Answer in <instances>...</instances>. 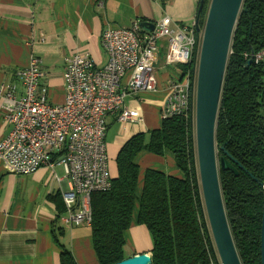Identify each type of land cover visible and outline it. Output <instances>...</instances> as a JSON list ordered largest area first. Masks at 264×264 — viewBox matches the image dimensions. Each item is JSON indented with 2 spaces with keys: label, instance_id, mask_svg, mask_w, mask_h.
<instances>
[{
  "label": "trees",
  "instance_id": "1",
  "mask_svg": "<svg viewBox=\"0 0 264 264\" xmlns=\"http://www.w3.org/2000/svg\"><path fill=\"white\" fill-rule=\"evenodd\" d=\"M208 2L203 0L199 27L204 24ZM162 40L166 45V39H160L159 48ZM263 48L264 0H243L230 41L215 126L217 155H224L238 171L234 175L219 170L218 179L241 264H260V183L264 180V61L247 64L243 53ZM193 63L194 58L189 65L174 68L191 71ZM192 129L189 110L188 115L161 119L160 127L148 137L138 133L122 144L110 188L90 196L88 226L98 264L130 257L125 250V232L135 208V222L144 225L151 238L150 264L217 262L199 189ZM141 150L157 155L171 151L183 176L148 168L137 192L139 167L134 160ZM58 244L62 249L59 263L76 264L70 251Z\"/></svg>",
  "mask_w": 264,
  "mask_h": 264
},
{
  "label": "crops",
  "instance_id": "2",
  "mask_svg": "<svg viewBox=\"0 0 264 264\" xmlns=\"http://www.w3.org/2000/svg\"><path fill=\"white\" fill-rule=\"evenodd\" d=\"M199 0H0V87L15 88L22 93L17 72L31 54L41 60L40 81L48 87L50 103H62L66 90L62 79L64 58L86 52L96 66L107 61L100 44L105 27L129 25L135 20L154 23L164 16L172 25L190 23L196 18ZM162 44V45H161ZM155 62L156 89L127 94L123 105L137 110L140 119L123 121L117 113L106 116L105 145L111 177L117 174L116 156L131 136L150 131L161 124L160 110L168 94L169 69L164 64V40ZM163 46V47H162ZM127 71L121 86L129 77ZM4 101L0 95V141L11 130L3 121ZM139 167L137 192L146 169L182 177L174 155L141 150L135 157ZM68 187L60 164L41 166L29 175L7 172L0 160V264H60V243L76 264H98L87 225L67 227L61 192ZM125 232V250L131 254L150 253L151 239L146 227L135 222Z\"/></svg>",
  "mask_w": 264,
  "mask_h": 264
},
{
  "label": "built area",
  "instance_id": "3",
  "mask_svg": "<svg viewBox=\"0 0 264 264\" xmlns=\"http://www.w3.org/2000/svg\"><path fill=\"white\" fill-rule=\"evenodd\" d=\"M140 20L129 25L105 27L100 44L107 55L102 66H96L88 53H74L64 58L62 79L65 98L62 103L48 100V87L40 81L41 58L31 54L26 66L16 74L22 93L5 84L0 95L5 103L2 119L11 125L0 141V160L5 170L15 175H29L41 166L62 165L67 189L61 192L67 227L89 225L90 196L111 186L109 158L105 145L106 116L117 113L123 121L140 119L137 110L124 107L127 94L155 90L154 76L158 41L166 39L164 64L169 69L168 94L161 106V119L185 114L192 119L195 96L197 54L201 32L190 23L172 25L168 16L153 23L143 33ZM143 30V31H142ZM246 59L264 61V48L243 53ZM192 70L175 69L189 65ZM129 71L124 86L121 81ZM214 264H221L217 258Z\"/></svg>",
  "mask_w": 264,
  "mask_h": 264
},
{
  "label": "water",
  "instance_id": "4",
  "mask_svg": "<svg viewBox=\"0 0 264 264\" xmlns=\"http://www.w3.org/2000/svg\"><path fill=\"white\" fill-rule=\"evenodd\" d=\"M243 0H209L204 24L198 25V16L203 0L199 1L195 28L201 32L198 52L195 86L194 145L197 157V170L201 199L205 217L221 264H241L231 237L223 205L218 172L237 169L224 155H217L215 144V126L226 60L237 15ZM140 26L146 31L153 29V23L141 21ZM252 58L247 60L250 64ZM262 212L260 220V264H264V180ZM151 253H136L114 264H150Z\"/></svg>",
  "mask_w": 264,
  "mask_h": 264
},
{
  "label": "rangeland",
  "instance_id": "5",
  "mask_svg": "<svg viewBox=\"0 0 264 264\" xmlns=\"http://www.w3.org/2000/svg\"><path fill=\"white\" fill-rule=\"evenodd\" d=\"M196 60H198V54H197V58H196ZM195 96H194V98H193V102H192V112H193V119H194V116H195V114H194V111H195ZM193 129H192V131H193V137H194V125H193V127H192ZM193 141H194V138H193ZM194 151H195V164H196V169H197V157H196V150H195V145H194ZM197 175H198V170H197ZM198 182H199V179H198ZM199 188H200V186H199ZM204 208V207H203ZM64 215H65V212H64ZM204 215H205V212H204ZM206 218V217H205ZM207 222V221H206ZM209 234H210V232H209ZM210 237H211V235H210ZM151 239V238H150ZM211 240H212V238H211Z\"/></svg>",
  "mask_w": 264,
  "mask_h": 264
},
{
  "label": "clouds",
  "instance_id": "6",
  "mask_svg": "<svg viewBox=\"0 0 264 264\" xmlns=\"http://www.w3.org/2000/svg\"><path fill=\"white\" fill-rule=\"evenodd\" d=\"M214 245V244H213ZM215 248V247H214ZM215 252H216V250H215ZM216 256H217V253H216ZM217 258H218V256H217ZM219 259V258H218Z\"/></svg>",
  "mask_w": 264,
  "mask_h": 264
}]
</instances>
